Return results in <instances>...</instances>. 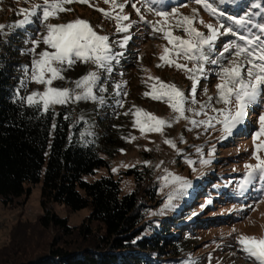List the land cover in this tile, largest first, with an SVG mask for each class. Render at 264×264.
I'll use <instances>...</instances> for the list:
<instances>
[{"label":"rangeland","instance_id":"obj_1","mask_svg":"<svg viewBox=\"0 0 264 264\" xmlns=\"http://www.w3.org/2000/svg\"><path fill=\"white\" fill-rule=\"evenodd\" d=\"M43 2L0 0V25L4 26L0 28V55L7 49L16 53L13 57L22 67L17 81L25 99L33 92L43 93L46 87L31 81V61L39 59V52L53 50L42 43L46 34L45 22L40 19L42 9L37 10L31 24L15 25L23 19L19 14L21 8L31 10L33 5H43ZM207 2L216 8L215 14H210L195 0H117L118 5H124L122 12L113 7L111 0L108 3L85 0L84 3L64 4L66 10L46 23L59 25L77 19L88 22L97 34L109 37V55L113 58L108 61L107 68H97L91 62L82 61H76L70 68L65 65L64 79L53 81L50 87L82 94L84 89H77L75 81L90 72H95L98 77L92 85V97L65 103L72 107L75 121L84 120L85 133L97 144L101 157L108 163L107 168L100 169L95 176L84 177L85 180L91 182L110 175L118 180L121 194L125 195L134 191L137 185L124 173L136 169L144 174L139 195L146 187H155L158 202L146 214L154 225L183 209V199H189L190 195L195 201L188 208L191 223L185 235L189 244L184 256L186 263L253 264L240 250L237 238H264V180L257 173L245 183V165L256 164L252 158V137L259 130V116L264 114V94L248 105L243 122L227 134L220 122L223 119L220 112L234 110L235 105L226 106L218 99L216 85L221 82L220 68L228 67L234 58L231 48L220 55L224 45H242L237 38L240 34L264 39V33L260 32V26L264 25V4L254 0ZM173 9L177 15H172ZM100 10L112 13V17H105ZM160 11L169 13L166 24L156 15ZM116 15H127L129 20L118 22L114 18ZM184 16L193 18L192 26L205 37L209 34L207 24L223 25L221 33L225 28H232L237 35L219 34L214 43L205 45L201 49L207 57L204 61L177 57L163 33L153 31V25L188 39L183 28L177 27V20ZM240 18L244 20L243 25L234 24V20ZM117 23L128 26V31L117 32ZM125 37H128L127 42L121 47ZM33 40L39 42L34 53ZM165 48L169 49V59L192 71L177 69L174 64L169 66L161 61ZM213 59L218 63H211ZM201 64L203 73L195 71ZM193 75L197 79L194 95ZM159 83L173 85L184 94L183 116L174 112L164 100L152 99L153 87L158 88ZM60 105L50 104L49 107L57 109ZM137 109L165 121V125L158 132L146 130L141 133L134 123ZM193 120L198 122L195 126L191 123ZM208 120L211 127L199 123ZM108 140L111 142H106ZM165 140L172 141V145L165 144ZM262 140L264 136L259 137L256 144ZM257 155L264 159V151ZM197 187L199 191L195 197L191 191ZM29 188L28 195L24 194L8 206L0 201V264H15L44 254L60 237L58 230L44 227L39 222L44 214L40 205V184ZM47 209L65 218L71 227L81 224L89 214L87 209L71 212L54 204ZM171 222L165 220V223ZM91 227L94 231L99 229L100 235L104 234L99 223H92ZM77 244L72 239L59 242L63 248Z\"/></svg>","mask_w":264,"mask_h":264},{"label":"trees","instance_id":"obj_2","mask_svg":"<svg viewBox=\"0 0 264 264\" xmlns=\"http://www.w3.org/2000/svg\"><path fill=\"white\" fill-rule=\"evenodd\" d=\"M254 2L264 4V0ZM11 51L0 55V201L8 206L28 195L30 185L40 184L44 214L39 222L60 234L47 252L15 264H187L188 208L195 200L190 195L184 198L181 213L176 211L154 225L146 214L158 202L155 187H146L139 195L144 174L136 169L124 173L137 185L125 195L110 175L85 180L108 163L85 133L84 120L75 121L68 104L46 111L42 105H29L17 81L21 62ZM51 204L71 212L87 209L89 214L71 227L47 209ZM167 219L172 222L165 223ZM92 223H99L104 234L94 231ZM62 239L78 244L63 248Z\"/></svg>","mask_w":264,"mask_h":264},{"label":"snow or ice","instance_id":"obj_3","mask_svg":"<svg viewBox=\"0 0 264 264\" xmlns=\"http://www.w3.org/2000/svg\"><path fill=\"white\" fill-rule=\"evenodd\" d=\"M73 2L84 3L85 0H51V2L50 0H44L43 5H33L31 10L21 8L19 14L23 16V19L19 20L15 25V27H24V25L31 24L33 22L32 17L37 16V10L42 9L40 19L42 22H45L46 28V34L42 37V43L53 51H41L38 54L39 59H33L31 61V81L37 84H43L46 87L43 93L33 92L26 99L29 105H42L45 111L49 108L50 104H65L69 100L79 101L92 97V85L98 79L95 72H90L75 81L77 89H84L82 94L70 92L68 89L50 87L53 81L64 79L62 72L65 70V65L70 68L76 61H82L91 62L97 68H107L108 61L113 58L109 55L111 51L108 43L109 37L97 34L88 22L77 19L74 22L59 25L46 23L50 18H54L57 13L66 10L63 7L64 4ZM105 2L108 3L109 0H105ZM195 3L208 10L210 14H215L217 11L207 0H195ZM111 4L114 8L118 7L121 12L123 11L124 5H118L117 0H111ZM100 11L105 17H112V13L104 10ZM156 15L161 17L165 24L167 23L168 12L160 11L156 12ZM172 15H177L175 9H173ZM114 18L118 22L129 20L127 15H116ZM229 19L232 18L229 17ZM193 23V18L188 16L181 17L177 20V27L183 28V32L189 37L188 39H181L179 36H174L171 31H166L164 27H156L153 25V31L163 33L164 39L173 46L174 54L177 57L183 56L190 61L206 60L207 57L203 55L201 49L205 45L214 43L219 34L237 35L236 31L232 28H225L224 32L221 33L220 28L223 25L214 27L212 24H207L205 26L209 34L205 37L192 26ZM243 23L244 20L242 18L234 20V24L236 25H243ZM3 27V25H0V28ZM116 31L127 32L128 26L117 23ZM260 32L264 33V25L260 26ZM237 38L243 42L242 45L226 44L223 47L220 55L223 56L231 48L234 50V58L229 62L228 67L220 68L218 75L221 82L216 85L219 93L218 99L226 106L230 103H234L235 105L234 110L220 112V116L223 118L220 122L223 123L224 132L227 134H231L232 130L243 122L248 105L255 103L258 96L264 94V39L260 36L253 35L248 37L243 34L238 35ZM127 39L128 37L124 38L121 47L124 46ZM38 43V41L33 40V53ZM163 52L164 55L160 57L161 61H164L169 66L174 64L177 69L192 71L184 65L174 63L172 59H169L170 53L168 48H165ZM211 63L217 64L218 61L213 59ZM195 71L203 73V65L201 64ZM192 79L194 95L197 79L194 75ZM145 95H148V93H145ZM152 99L164 100L174 112L180 113L183 116L184 94L175 86L159 83L158 88L153 87ZM196 114L199 115L200 113ZM135 115L136 120L134 123L135 126L139 127L141 133H144L146 130L149 132H158L165 125V121L142 112L139 109H137ZM191 123L195 126L198 122L193 120ZM199 123H204L209 127L212 126L210 120ZM261 136H264V114L259 116V130L252 137L254 144L252 158L256 160V164L245 165L247 170L245 183L257 173L259 174V178L264 180V159H261L257 155V153L264 151V140L256 144V140ZM164 143L172 145V141L170 140H165ZM203 163H207V161H203ZM237 243L240 245V250L253 261V264H264V238L257 240L251 236H240L237 238Z\"/></svg>","mask_w":264,"mask_h":264}]
</instances>
